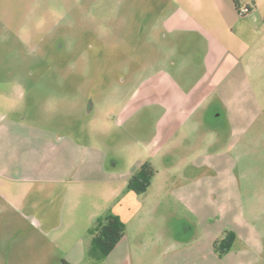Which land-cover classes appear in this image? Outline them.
Wrapping results in <instances>:
<instances>
[{
  "label": "rangeland",
  "instance_id": "rangeland-1",
  "mask_svg": "<svg viewBox=\"0 0 264 264\" xmlns=\"http://www.w3.org/2000/svg\"><path fill=\"white\" fill-rule=\"evenodd\" d=\"M175 6L174 0H0V172L7 147L21 150L14 162L39 166L22 170L36 179L28 183L29 197L57 209L68 189L51 179L68 170L78 178L86 167L87 178L102 177L95 168L108 165L111 154L122 162L121 171L140 165L167 110L136 98L138 90L165 65L178 81L195 83L205 56L201 47L193 51L180 43L185 33L167 28ZM253 25L244 19L237 28L248 42L254 40ZM201 43L206 44L196 45ZM225 75L204 108L193 113L191 120L198 122L180 130L175 126L177 135L184 134L174 139L184 147L169 152L175 168L168 172L182 178L161 208L176 210L201 239L178 258L207 252L200 264H246L259 253L256 258L264 262V40ZM206 148L208 157L198 158L193 170L199 176L191 179L186 166L178 167ZM167 157L154 159L164 168ZM83 185L89 192L96 187ZM83 185L71 183L70 189ZM16 186L0 180V193ZM35 220L0 198V264L53 260L47 237L32 225ZM167 221L170 237V216ZM204 227L210 236L230 229L238 233L229 257L201 248ZM155 260L151 250L136 264H162Z\"/></svg>",
  "mask_w": 264,
  "mask_h": 264
},
{
  "label": "crops",
  "instance_id": "crops-1",
  "mask_svg": "<svg viewBox=\"0 0 264 264\" xmlns=\"http://www.w3.org/2000/svg\"><path fill=\"white\" fill-rule=\"evenodd\" d=\"M174 1L176 3L174 12L166 19L167 28L172 32L185 33L186 36L179 39L180 43L190 45L191 50L193 46L201 47L203 51L206 50L205 56L195 83L178 81L165 65L157 74L150 76L138 90L136 98L141 99L145 104L165 106L167 110V113L159 118L160 131L156 140L147 145L149 154L140 165L121 171L122 162L116 155L111 154L108 156L111 160L108 165L99 164V167L95 168L102 177L87 178L84 173L89 167H86L83 175L78 178L76 173L69 175L68 170L64 176L51 179V182L68 189V194L64 196L65 203L62 208L56 209L29 197L31 187L28 183H33L36 179L22 175V170L25 167L39 169V166L37 167L34 161L24 164L16 160L15 163L14 158L17 159V154L20 155L21 150L13 151V148L7 147L5 162L1 163L0 180H4L8 186L13 183L18 186L8 189L9 191L5 193L1 192L0 198L16 212H30L31 216L36 218L32 225L47 237L53 258L44 264H64V261L67 264H136L137 260H144L151 250L156 260L162 264H200V260L207 254V252L198 253L187 259L177 257L190 246L194 249L201 239L196 238L197 228L188 220L179 217L176 210L161 208L169 191H173L177 179L182 178L168 172L175 167L173 168L174 163H171L167 156L170 151L184 147L179 139H174L184 134L180 131L177 135V130L189 121L193 126L198 122V118L191 120L193 113L204 108L210 92L225 80L226 72L238 64L257 45V42L264 40V0H242L243 5H248L252 9L248 17H241L234 0ZM244 19L254 23L250 31L254 37L252 42L247 41L240 29L237 30ZM197 41H204L206 44L196 45ZM173 66L176 69L178 64L173 63ZM211 147L209 146V150ZM34 150L30 149V153ZM209 150L201 151L202 154L193 160L183 161L178 168L186 166V169H189L187 176L195 180L199 176L198 171H193L198 169L196 160L200 157H208L209 154L206 152L208 153ZM156 155L167 157L164 168H161L154 159ZM146 161L152 163L156 174L149 187L138 193L129 188V180ZM17 164H21V167H13ZM207 165L210 164L207 162ZM14 168L16 173L12 172ZM57 168L62 169L61 166ZM161 169L164 171L161 172ZM89 182L96 183V187L90 192L88 187L83 185ZM71 183L83 186L73 191L70 189ZM89 196L90 201H88ZM68 199L70 204L66 211ZM110 214L121 218L126 224V233L115 248L108 255L103 256L93 251V236L98 223ZM168 215L172 220L170 237L167 235L169 229L166 227ZM201 231L204 241L202 243L204 246L201 248L208 251L212 248L213 251L215 240L226 230H221L216 236H210L205 227ZM258 243L260 245V242ZM261 246L263 249V245ZM211 250V255L217 257ZM258 254L246 259L248 260L246 264L258 262L260 260L256 258ZM229 255L230 252L223 258ZM241 259V261L245 260ZM236 262H238L236 264H245L239 263L238 260ZM260 263L264 264L263 261Z\"/></svg>",
  "mask_w": 264,
  "mask_h": 264
},
{
  "label": "trees",
  "instance_id": "trees-1",
  "mask_svg": "<svg viewBox=\"0 0 264 264\" xmlns=\"http://www.w3.org/2000/svg\"><path fill=\"white\" fill-rule=\"evenodd\" d=\"M237 10L243 5L242 0H234ZM251 12V7H249ZM249 12V13H250ZM248 13V14H249ZM156 170L151 162L146 161L129 180V188L141 193L151 184ZM126 233V224L117 215L110 214L101 220L94 230L93 251L100 255H108ZM237 235L232 230H226L223 235L214 242V250L223 257L233 249ZM64 264H67L64 261Z\"/></svg>",
  "mask_w": 264,
  "mask_h": 264
},
{
  "label": "built area",
  "instance_id": "built-area-1",
  "mask_svg": "<svg viewBox=\"0 0 264 264\" xmlns=\"http://www.w3.org/2000/svg\"><path fill=\"white\" fill-rule=\"evenodd\" d=\"M238 12L241 16L247 15L250 12L249 6L248 5H242Z\"/></svg>",
  "mask_w": 264,
  "mask_h": 264
}]
</instances>
